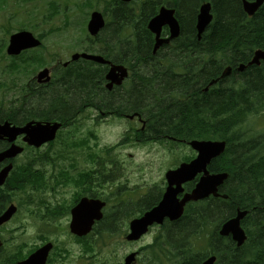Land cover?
Masks as SVG:
<instances>
[{"label":"trees","instance_id":"obj_1","mask_svg":"<svg viewBox=\"0 0 264 264\" xmlns=\"http://www.w3.org/2000/svg\"><path fill=\"white\" fill-rule=\"evenodd\" d=\"M203 2L212 4L214 19L198 40L194 23L197 9ZM161 6L175 9L182 32L175 41V49L171 52L161 50L150 57L152 42L146 24ZM121 11L122 35L119 37H124L126 32L129 34L132 29H137L140 34L137 38L134 34V38L124 40L125 51H128L126 58L137 64L144 61L149 67L159 66L166 60L168 69L163 68L153 77L141 78L146 85L139 92L132 94L131 91L128 97L121 96L117 99L118 104L94 107H105L108 112L120 114L118 116L130 111L142 114L147 108L151 126L148 133L154 132L157 138L227 143L226 154L212 166L216 172L229 173L223 189L228 201L214 200L195 205L187 211L183 224L167 230L170 264H200L209 254L217 256L218 264H264V212L259 208L264 203V140L253 139L252 131L246 128L248 123L254 122L249 121L250 117L264 111V68L250 67L242 75L220 78L224 68L230 67L233 71L238 64H247L255 50L264 51V5L251 18L243 12L240 0H139L131 6L123 5ZM136 11L139 12V24L132 18ZM110 28L114 29V26ZM113 47L121 48V42L118 40ZM41 58L33 55L24 61L37 62ZM13 68L18 67L13 65ZM178 70H183L184 75ZM87 74L82 70L77 78L72 79L70 75L67 80L52 85L56 87V93L59 86L66 95H40L39 105L51 109L54 103L60 102L62 108L71 110L72 106L63 100L67 95L78 94L77 102L90 98L94 94L95 81L88 79ZM91 74L96 75L95 72ZM213 79L220 81L210 88ZM76 82L74 87L72 84ZM155 82V91L161 93L153 100L150 89ZM136 84L140 82L136 81ZM206 88L207 92L204 91ZM233 156L235 164L231 167ZM237 208L249 211L243 221L249 242L240 249L230 238L204 231L209 224L222 223L232 217ZM20 258L21 254L8 261L15 264Z\"/></svg>","mask_w":264,"mask_h":264},{"label":"flooded vegetation","instance_id":"obj_2","mask_svg":"<svg viewBox=\"0 0 264 264\" xmlns=\"http://www.w3.org/2000/svg\"><path fill=\"white\" fill-rule=\"evenodd\" d=\"M117 12V9L115 10ZM122 23V13H119L116 18V25ZM109 70L108 66H105L104 73L100 77L101 81L98 80V88L100 92L106 96V100H101L103 106L108 105V98L113 99L117 102V99L121 96H127L125 90L128 83L131 81L125 79L121 83V87H112L110 91L107 90L108 82L106 81V74ZM132 87L137 90L136 80L133 79ZM106 89V90H105ZM95 90H98L95 88ZM94 90V91H95ZM118 92V93H117ZM137 91H132L133 93ZM97 96V95H96ZM84 100V101H83ZM79 100V102L84 103V107L88 106L87 99ZM165 102L164 99H161ZM86 112H96L97 117L96 122L107 121L109 118L123 122L127 119L128 115H121L115 111L108 112L105 107H88L83 108ZM32 109H29L31 111ZM12 110L2 111L0 113V125L4 123H9L14 125L10 113ZM14 112L18 113L20 116V123H16V127H23L27 122V109H14ZM79 112V111H78ZM72 115H75L73 112ZM137 120L138 123L142 122L141 127L136 129V135L133 145L145 144V140L150 137L145 134L147 130L146 121L144 118L141 120L134 118L131 121ZM74 121V120H72ZM73 128H74V123ZM158 127V126H156ZM134 127H132L133 129ZM60 132V131H59ZM165 139V138H164ZM149 143L150 140H148ZM160 141H155L153 143H159ZM179 144L183 147L186 143L182 140H178ZM12 146H16L21 149V154L15 156L12 159H3L0 161V175L4 173L6 169H9L2 186H0V216L11 207H15V213L11 220L1 226L0 228V241L5 243L10 241L11 237L7 234L12 227L16 228L15 233H20L21 236H26L25 228L28 223L29 218V157L28 151L32 148L28 147L23 136H17L11 141V133H9L7 128H1L0 126V155L8 151ZM186 148V147H185ZM182 148H180V151ZM185 150V149H184ZM183 150V151H184ZM90 152V151H89ZM97 158V156H96ZM31 161L35 164V168L38 173V180L35 188V195L30 194L31 199L36 198V214L39 221L42 223L41 227L38 229V236L42 239L41 243H52L54 245L53 250L49 253L46 264H78V261L72 256L69 250L68 253L65 251L61 257L56 256V247L59 243L71 242L69 246L74 245L78 241H88L91 236H86L83 238H78L70 233L69 225L71 221V211L75 208L82 200H87V202L98 201L105 204L102 209V216L99 222L95 224V228L101 227V234H106V227L108 225V204L110 201L117 200L121 194H125L121 199L115 202V205L119 207H124V200L126 202H132L133 205H142L143 207H154L161 200L167 184L165 182L164 176L167 171L175 169L173 164L168 167L166 164H161V174L157 181L152 183L151 180L140 184L137 181L130 182L126 178V173L123 171L112 173L113 171H107L106 161H81L75 158H69L66 160L64 157H48L43 154L40 157H33ZM68 161L69 163H65ZM153 187L156 191L149 192V194L144 191L139 192V188ZM158 186V188H157ZM186 190V188H185ZM130 204V203H127ZM115 223L116 221H111ZM96 233V231H95ZM6 236L8 238H6ZM42 244V245H43ZM66 247V246H65ZM66 249V248H65Z\"/></svg>","mask_w":264,"mask_h":264},{"label":"rangeland","instance_id":"obj_3","mask_svg":"<svg viewBox=\"0 0 264 264\" xmlns=\"http://www.w3.org/2000/svg\"><path fill=\"white\" fill-rule=\"evenodd\" d=\"M63 1V0H60ZM86 0H70V3H73L69 10H67L66 16H68V22L66 23L62 16L59 14L53 20L44 21L41 15L44 14L45 5L42 1H37L34 4L28 5H19L14 4L13 0L9 1V5L7 7L0 8V12L6 10L5 12L0 14V50H3L4 44L8 39V35L11 31V26L6 21L8 20L11 23H15L16 26L24 28L23 30L20 29L18 31H29L34 35H42L45 34L46 38L44 41L45 47L40 51L44 54L48 66L56 65V63H64L69 61L70 56L74 53H82L84 50L88 48L85 44V26L83 27L86 21V15L90 13L91 8L89 7H78L79 4H83ZM96 2V1H94ZM74 4L77 5V8L74 7ZM14 13V17L8 19V15L10 13V9ZM104 8V5L101 2L94 3V9L97 11H101ZM30 10L31 14L34 16V20L27 22L26 11ZM65 10L64 5H60L58 9L54 8L53 6H47V12L52 13H62ZM88 17V15H87ZM6 22V23H5ZM3 24V25H2ZM25 24V25H23ZM2 25V26H1ZM23 25V26H21ZM53 32V34L50 33ZM103 36V35H102ZM101 36V37H102ZM78 49V50H76ZM97 50H105L102 46H97ZM73 50H76L75 52ZM119 51H116L117 54ZM123 53V51H121ZM53 58V61L51 59ZM9 63L8 60H1L0 59V100L3 102L2 104L8 105L10 99L14 97L13 91H8L6 86H10L12 89L15 87H21L25 85L28 81H32L35 75L30 76H22L17 72L14 74L9 75L7 72H2L4 66ZM4 71V70H3ZM162 76V74H161ZM168 77V76H167ZM169 78V77H168ZM12 80V81H11ZM13 83V85L11 84ZM78 82L72 84L74 87L77 85ZM58 88V87H57ZM59 92V88H58ZM56 93V88H52L47 94L51 96ZM45 97V95H43ZM128 97V96H127ZM68 104L70 106L79 105L77 102L79 95L74 93L71 95ZM106 99L104 95H97L96 102L99 103L100 99ZM95 99V98H94ZM95 102V103H96ZM95 119L98 118L96 112ZM93 112H87L84 116H81L80 119L77 121V124L81 125V130L84 128L86 132L81 131V133H87L88 130H91L94 136L97 138V143L99 144V148L103 146H113L119 144V141L122 139L124 135V131L127 129L126 123H117L114 121L104 122L101 121L98 125H94L95 121L92 118ZM256 118V121L247 124L248 126H252L253 129L257 132H262L264 130V115L260 118ZM254 118L250 117L249 121H252ZM84 127H83V126ZM94 125V126H93ZM247 126V127H248ZM264 140V139H262ZM258 141V140H257ZM262 142V141H261ZM263 143V142H262ZM61 148L59 145H55L54 150L58 151ZM182 152L177 150L176 153L173 155L170 154L167 150V147L158 148L156 146H147V147H140V148H133V147H126V148H117L112 152V158L116 159L120 164L123 165V171H125L127 177L133 178V180L137 181L140 180H151L152 182L157 181L160 177V170L161 164H168L171 161L175 160V156H179ZM191 152L188 151L185 154H190ZM171 164V163H170ZM168 164L167 167L170 165ZM109 168V167H108ZM138 172H143L138 174ZM158 188V186H157ZM13 231H16L15 227L11 228ZM125 229H122L124 232ZM35 235V228L28 226L26 228V236L22 237L20 233L14 234V239H12L11 243V251H15L17 248L22 247L23 245L26 248H31L34 244L33 237ZM21 237V238H19ZM6 238H8L6 236ZM151 237L146 239L144 243L150 242ZM107 241V240H106ZM71 242H68V246ZM142 244V243H141ZM97 250L99 251L98 254H95V264H117L124 253L129 251L130 249H135V246H129L124 244L122 239H119L118 236L113 237L110 239L109 242L105 244L99 245L97 244ZM24 248V250L26 249ZM72 252L76 253V249H73ZM146 256V255H145ZM144 256V257H145ZM76 257V256H75ZM143 264L145 263V259L142 260ZM141 263V264H142Z\"/></svg>","mask_w":264,"mask_h":264},{"label":"water","instance_id":"obj_4","mask_svg":"<svg viewBox=\"0 0 264 264\" xmlns=\"http://www.w3.org/2000/svg\"><path fill=\"white\" fill-rule=\"evenodd\" d=\"M122 2H129L130 0H119ZM243 2V10L248 15H253L256 10L263 4L264 0H255L252 3H248L245 0ZM210 4H203L198 12L196 18V30L198 38L204 32L205 28L210 23L212 16L210 14ZM163 26H168L170 30V37L167 40H158L161 28ZM103 27V21L99 14H93L92 18L88 25L89 33L92 36L97 35L99 30ZM148 29L150 32L156 36V44L154 51L162 43H167L169 40L176 38L179 35V25L174 18V11L167 8H161L157 16L151 19L148 23ZM39 43L35 41L29 33L22 32L20 34L14 35L10 38V46L7 49L9 55H18L22 50L33 48L38 46ZM83 58L86 60H91L96 63L105 64L106 62L101 57L88 56L85 54L82 55H73L72 60H78ZM263 60L264 62V53L257 51L253 60L249 65L255 64L258 65L259 61ZM244 66H240L239 71H243ZM115 70L119 68L114 67L107 78L113 80L115 76ZM230 70L228 69L223 77L228 75ZM47 76V72L44 71L40 73L39 77L43 78ZM213 81L210 85L214 84ZM46 128V127H45ZM191 148L198 153L197 158L192 161L190 164H183L177 170L170 171L166 174V180L168 182V188L163 196V200L160 205L143 215L142 218L134 220L130 224V235L127 240H136L140 235L144 234L147 230V227L153 224L154 222H161L163 217L167 216L170 219H177L181 216L183 207L186 202L189 201H198L204 198H207L209 195L217 196V188L226 180L227 175L218 174V175H209L206 171V167L209 162L223 153L225 148V143L222 142H196L193 141L190 143ZM202 174L198 184L195 186V189L191 194L184 197L182 202H176V195L179 192V187L181 184L192 181L197 174ZM175 185L176 189H173L172 186ZM96 206L94 203L85 202L81 203L72 211V224L71 230L74 234L78 236H83L89 231L90 220L87 219L89 213L94 212ZM246 212H238L236 218L230 220L226 223L220 234L227 236L230 233L233 235V240L237 243V246H241L245 241L244 232L240 229L239 222L246 215ZM7 220V217L0 219V224ZM50 246H46L38 250L33 256H31L25 262L21 264H44L46 255L50 250ZM133 261V256H130L126 259L125 264H131ZM215 258L212 257L208 259L203 264H214Z\"/></svg>","mask_w":264,"mask_h":264},{"label":"bare ground","instance_id":"obj_5","mask_svg":"<svg viewBox=\"0 0 264 264\" xmlns=\"http://www.w3.org/2000/svg\"><path fill=\"white\" fill-rule=\"evenodd\" d=\"M198 39V38H197ZM229 70L230 71H232V69L229 67ZM221 79H223L224 77H223V74L221 75V77H220ZM208 86V85H207ZM207 90H208V88H206L204 91L205 92H207ZM124 101V100H123ZM125 115H127V114H125ZM179 127V126H178ZM177 132V131H176ZM228 180V179H227ZM219 236V235H218ZM219 237H221V236H219ZM222 238V237H221ZM236 248H238V246H236Z\"/></svg>","mask_w":264,"mask_h":264}]
</instances>
